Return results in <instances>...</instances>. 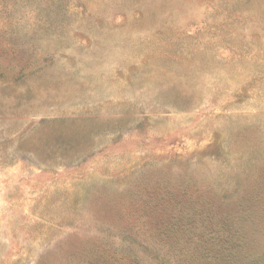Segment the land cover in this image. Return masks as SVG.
<instances>
[{"label": "rangeland", "instance_id": "374dc122", "mask_svg": "<svg viewBox=\"0 0 264 264\" xmlns=\"http://www.w3.org/2000/svg\"><path fill=\"white\" fill-rule=\"evenodd\" d=\"M264 254V0H0V264Z\"/></svg>", "mask_w": 264, "mask_h": 264}, {"label": "trees", "instance_id": "16d2710c", "mask_svg": "<svg viewBox=\"0 0 264 264\" xmlns=\"http://www.w3.org/2000/svg\"><path fill=\"white\" fill-rule=\"evenodd\" d=\"M169 239L178 254L174 264H264V254L255 255L241 238H198L190 244Z\"/></svg>", "mask_w": 264, "mask_h": 264}]
</instances>
